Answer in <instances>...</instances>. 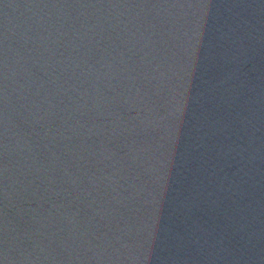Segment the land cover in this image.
<instances>
[{
    "label": "water",
    "instance_id": "1",
    "mask_svg": "<svg viewBox=\"0 0 264 264\" xmlns=\"http://www.w3.org/2000/svg\"><path fill=\"white\" fill-rule=\"evenodd\" d=\"M0 264H264V0H0Z\"/></svg>",
    "mask_w": 264,
    "mask_h": 264
}]
</instances>
